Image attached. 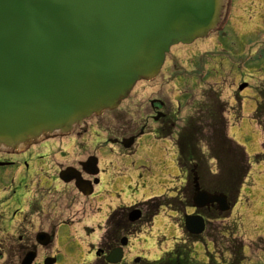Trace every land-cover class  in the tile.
<instances>
[{
	"label": "water",
	"instance_id": "water-1",
	"mask_svg": "<svg viewBox=\"0 0 264 264\" xmlns=\"http://www.w3.org/2000/svg\"><path fill=\"white\" fill-rule=\"evenodd\" d=\"M222 6L223 0H0V146L65 133L117 107L136 82L158 74L171 46L206 37ZM68 170L60 178L74 179L82 192ZM196 181L195 208L229 209L225 196L200 191ZM184 223L192 234L203 230L200 217ZM32 260L27 255L22 264Z\"/></svg>",
	"mask_w": 264,
	"mask_h": 264
},
{
	"label": "flooded vegetation",
	"instance_id": "flooded-vegetation-1",
	"mask_svg": "<svg viewBox=\"0 0 264 264\" xmlns=\"http://www.w3.org/2000/svg\"><path fill=\"white\" fill-rule=\"evenodd\" d=\"M221 28V37L230 34L249 38L263 34L264 0H226ZM139 103L132 104L141 114L130 131L122 133L124 130L116 128L112 122L105 124L97 120L89 126L76 128L61 140L65 139L67 143L73 137L84 138L92 132L95 139L103 135L102 140L114 142L108 145L132 154L133 147L125 150L121 140L133 136L137 139L148 133L161 137L177 129L178 102L173 106L166 98L149 97L143 105L137 106ZM129 113L130 109L124 110L121 119L126 120ZM114 120L113 117L111 121ZM44 146L43 142L18 150L0 148V264H21L27 255L33 256L31 264H243L244 257L236 251L240 245L234 239V232L224 226H219L222 229L218 230L210 225L212 214L218 212L217 206L195 210L191 202L193 192L187 188L183 192L179 188L172 189L166 196L145 202L108 207L107 201L99 199L101 193H96L102 179L98 176L101 172L94 155L85 158H96L90 169L96 174L93 177L81 167L85 159L74 156L62 161L73 162L65 168H74L71 174L76 177L81 174L86 181L83 183L86 191L92 192L90 196L79 192L74 182L65 184L59 180L61 168L57 167L60 164L55 167L57 183L53 190L50 187H43L40 192L33 190L28 184L33 170L26 159L32 158L34 152ZM65 190L74 192L78 200L83 199L80 209L69 208L74 205V198L71 193H61ZM104 195L110 193L105 191ZM165 211L176 218H167L163 214ZM63 215L66 217L62 218ZM188 215H199L204 219L200 235L186 232L183 222ZM161 219L173 221L178 235L171 237L161 229ZM78 226L84 233L79 236L81 240L72 234L76 231L73 228ZM40 234H47L48 238L42 241ZM217 237L225 239L227 246L220 243L222 246L218 247Z\"/></svg>",
	"mask_w": 264,
	"mask_h": 264
},
{
	"label": "rangeland",
	"instance_id": "rangeland-1",
	"mask_svg": "<svg viewBox=\"0 0 264 264\" xmlns=\"http://www.w3.org/2000/svg\"><path fill=\"white\" fill-rule=\"evenodd\" d=\"M217 36L213 33L192 46L178 45L171 48L154 80L137 84L131 99L124 102L121 109L90 119L85 126L101 120L105 124L112 122L125 133L136 126L141 114L131 104L141 101L142 103L137 104L141 106L146 98L158 97L166 98L173 106L177 101L181 102L177 129L173 131L175 133L192 112L187 106H192L194 101L195 104L204 103L210 93L219 94V99L227 103V135L245 149L250 159V172L240 189L237 203L230 210L231 215H226L228 217L221 221H211L210 225L218 230L222 229L219 226H224L233 231L234 239L248 247L245 250L244 264H264V112L258 122L252 118L259 102L258 96L262 95L264 100V30L263 35L249 38H237L229 34L226 38L216 39ZM241 83L248 86L239 92L238 86ZM127 109H130L131 116L123 121L121 113ZM113 117L114 122L111 121ZM175 139L176 133L166 140H158L153 133L144 134L136 139L132 154H125L120 148L108 145L100 137H92L90 140L87 137H73L67 143L54 139L38 148L32 158L26 159L33 170L28 184L37 192L43 187L53 190L57 183V165L60 164L57 168L62 170L73 164L72 161H62H68L74 156L83 160L88 155H94L101 172L98 176L102 179L100 186L96 188V193H101L99 199L107 201V206L113 208L121 204L145 202L165 194L160 193L159 188H167L170 192L184 184V175L178 172L176 165ZM204 150L203 148L202 151ZM256 156L259 159L255 160ZM105 191L110 195L105 196ZM61 193L73 195L74 205L69 208L76 210L82 207L83 199L78 200L74 192L65 190ZM90 205L94 207L93 204ZM163 214L167 218H176L168 211ZM173 223L160 220L161 229L166 230L171 237L178 235ZM73 229H76L72 232L74 237L81 240L79 236L84 233L80 226ZM217 240L218 247L221 244L227 246L225 239L217 237Z\"/></svg>",
	"mask_w": 264,
	"mask_h": 264
},
{
	"label": "trees",
	"instance_id": "trees-1",
	"mask_svg": "<svg viewBox=\"0 0 264 264\" xmlns=\"http://www.w3.org/2000/svg\"><path fill=\"white\" fill-rule=\"evenodd\" d=\"M216 94H209L207 101L195 107L192 116L186 120V126L181 131L177 146L179 149V167L183 171H192L193 162L199 175L200 185L211 193H223L234 199L240 185L247 174L248 166L244 150L230 139L226 138L225 121L222 104ZM201 142L208 147L209 157L217 164V174H209L206 165L202 163L199 154ZM216 213L212 214V219Z\"/></svg>",
	"mask_w": 264,
	"mask_h": 264
}]
</instances>
